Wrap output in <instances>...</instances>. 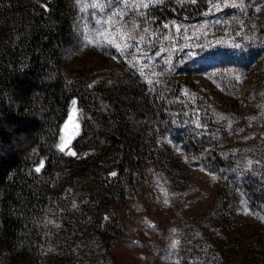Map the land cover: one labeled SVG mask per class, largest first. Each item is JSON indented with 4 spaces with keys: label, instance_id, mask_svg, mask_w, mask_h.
Segmentation results:
<instances>
[{
    "label": "trees",
    "instance_id": "trees-1",
    "mask_svg": "<svg viewBox=\"0 0 264 264\" xmlns=\"http://www.w3.org/2000/svg\"><path fill=\"white\" fill-rule=\"evenodd\" d=\"M209 5L165 0L130 15L133 45L113 60L75 45L77 0H0V264H120L127 227L117 211L137 197L145 167L173 206L187 194L186 168L158 146L168 133L220 182L211 207L182 226L179 263L264 264L263 234L234 221L243 196L264 210V118L262 141L237 144L167 67L154 79L134 67L138 43L200 20ZM74 100L69 155L58 146Z\"/></svg>",
    "mask_w": 264,
    "mask_h": 264
},
{
    "label": "rangeland",
    "instance_id": "rangeland-1",
    "mask_svg": "<svg viewBox=\"0 0 264 264\" xmlns=\"http://www.w3.org/2000/svg\"><path fill=\"white\" fill-rule=\"evenodd\" d=\"M163 1L77 0L75 45L103 47L109 59L115 60L133 45L126 30L128 17L142 15ZM209 4L200 20L177 22L173 34L138 43L135 70L146 71L154 79L167 67L185 84L186 95L209 109L215 125L230 132L232 141L260 142L256 125L264 118V0H209ZM72 102L59 142L66 154L73 152L72 141L79 132L77 108ZM158 146L167 148L186 168L187 194L181 204L173 206L171 192L159 172L153 165L145 167L137 197L117 211L127 227L118 251L120 264H180L179 243L173 248V242H179L182 226L197 210L211 207L220 187L217 176L203 165L193 164L171 134L159 140ZM234 221L239 232L262 233L264 237V210L251 209L246 196Z\"/></svg>",
    "mask_w": 264,
    "mask_h": 264
},
{
    "label": "snow or ice",
    "instance_id": "snow-or-ice-1",
    "mask_svg": "<svg viewBox=\"0 0 264 264\" xmlns=\"http://www.w3.org/2000/svg\"><path fill=\"white\" fill-rule=\"evenodd\" d=\"M145 7H147V5H145ZM149 83H151V81H149ZM72 104H73V106H75L76 101L74 100V101L72 102ZM72 115H74V109H73V113H72ZM72 115H70V118H69L70 120L72 119ZM58 147L60 148L61 151L64 150L63 145H60V146H58ZM68 154H69V155H75L74 152H69ZM249 163H251V162H249ZM36 171L39 172L40 169L37 168ZM112 175H115V173H113ZM213 179H215V177H213ZM165 202L167 203V201H165ZM106 219H107V217H106ZM178 243H179L178 241H174L172 247L175 248V247L177 246Z\"/></svg>",
    "mask_w": 264,
    "mask_h": 264
}]
</instances>
